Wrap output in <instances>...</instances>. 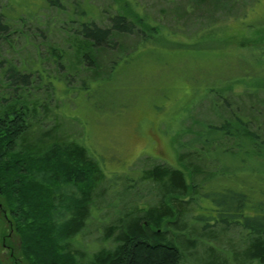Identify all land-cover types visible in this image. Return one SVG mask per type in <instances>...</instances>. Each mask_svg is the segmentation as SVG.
<instances>
[{
    "label": "trees",
    "instance_id": "16d2710c",
    "mask_svg": "<svg viewBox=\"0 0 264 264\" xmlns=\"http://www.w3.org/2000/svg\"><path fill=\"white\" fill-rule=\"evenodd\" d=\"M180 1L190 10L180 14L172 9L173 17H185L187 22L199 10L200 17L208 16L207 25L200 28L203 38L221 29L213 24L214 14L223 10V22L226 18L239 21V15H228L245 2ZM49 2L66 11L65 3ZM2 9L0 0V196L9 206L16 205L24 257L32 264L264 263V90L258 92L264 87V72L240 54H228L229 49L245 45L239 42L225 50L223 40L197 42L195 31L176 41L186 56L195 57L197 49L203 48L226 53L222 54L230 68L225 74L197 72L190 79L203 85L191 83L188 92L195 100L188 108L207 98V111L213 117L198 131L201 136L194 135L200 146L178 148L179 167L163 162L130 166L127 173H115L121 184L116 190L101 162L64 129L57 109L82 94L89 80L109 79L114 58L156 47L165 50L163 41L171 40L164 33L152 39V24L159 23L145 10L103 9L106 15L100 14L106 22L99 25L77 4L64 14L68 37L61 44L48 40L47 28L30 23L42 42L33 44L32 60L29 53L17 61L18 33L24 43L36 33L31 37L28 30L14 29ZM176 24L183 34L184 25ZM159 27L177 32L175 27ZM250 50L264 57L261 48ZM45 64L53 69L45 70ZM56 81L65 84L64 95L57 93ZM238 84L243 85L240 93L234 91ZM237 161L242 165L236 166L239 170L226 166ZM254 162L259 171L252 169ZM240 174L251 180V186L239 179ZM84 175L86 183L77 182ZM111 209L113 217L106 211ZM91 230H97V236L89 237ZM90 242L96 248L85 250ZM43 250L49 258L41 255Z\"/></svg>",
    "mask_w": 264,
    "mask_h": 264
},
{
    "label": "rangeland",
    "instance_id": "374dc122",
    "mask_svg": "<svg viewBox=\"0 0 264 264\" xmlns=\"http://www.w3.org/2000/svg\"><path fill=\"white\" fill-rule=\"evenodd\" d=\"M1 2L2 10L14 29L19 32L28 30L31 37L33 32L36 33L32 41L27 43H24V38L19 37L20 33H18L15 48L19 53H14L17 61L22 60L23 57L27 58L29 53L33 54L30 58L32 60L36 56L33 44L39 46L42 42V38L38 35L39 31L30 23L41 29L47 28L48 40L51 43L61 44L62 39L68 37L64 23L69 24V21L65 19L67 15L64 14L66 11H72L73 7L77 8V4L85 8L87 15H94L91 18L99 25L106 22V18L100 14L102 12L106 15L104 10L114 13L145 10L159 25L175 27L177 32L171 33L165 30L169 32L167 33L162 31L164 28L152 24L154 27L152 39L156 37L160 39L164 33V38L171 40L163 41L165 50L156 47L153 50L146 49L145 52L139 51L137 55L133 54L123 59L114 58L115 64L107 73L109 79L89 80L82 94L70 104H61L57 109L64 118L62 119L64 129L70 136L77 138L101 162L110 185L113 184V179L116 182L114 185L116 190L120 189L121 184L114 178L115 173L118 175L127 173L130 166L148 167L163 162L179 167L180 163L176 158L178 148L184 150L200 146L198 142L200 139L194 135L201 136L198 131L203 130L204 123L213 117L207 111L210 106L207 98L195 103V107L188 108L195 100L194 95L188 92L191 83L196 84L198 88L203 85L201 81L198 82L199 80L192 82L190 79L197 75V72L211 76L215 73L225 74L230 68L225 62L227 57L223 56L224 52L221 50L216 51L222 56L215 54L216 51L212 48L197 49L194 53L195 57L186 56L181 48L175 46L177 40L180 41L185 35L195 31L194 39L197 42L212 43L213 40H223L225 50L231 45L238 46L240 42L245 46L242 49H229L228 54H240L244 59L256 64L258 70L264 72V57L252 54L250 50L256 47L264 50V0H256L255 3L245 0L244 3L238 4L228 16L234 18L239 15L237 18L239 21L231 18V22H228L230 19L226 18L223 22L225 13L223 10L218 11L214 14L213 24L220 25L221 29L216 35L211 32L206 38L201 37L204 32L200 28L207 25L208 16L200 17L199 7L193 8L199 11L190 14V20L187 22L184 21L185 17L178 19L172 16V9L180 14L190 10V7L180 0H58L65 3V12L58 5H50L49 0H1ZM177 21L184 25L183 34L178 30L179 26H176ZM242 21L251 26H247ZM75 25H78V22ZM225 42H229V45ZM4 55L8 56V53L5 52ZM44 67L45 70L53 69L49 64H45ZM77 85L72 86L77 87ZM55 86L57 93L66 88L61 81H56ZM242 87V84H238L234 91L240 93ZM262 90L264 87L258 92L262 94ZM60 95L64 93L61 92ZM183 128L190 131L185 133ZM252 164V169L258 171L261 169L256 162ZM237 165L242 167L238 161L230 165L229 162L226 164L229 170H239L240 168H236ZM84 177L85 179L77 182L86 183L87 175ZM242 177L243 175L240 174L239 179L244 180L247 186H251L249 182L251 180ZM9 205L10 203L0 196V264H32L21 253L20 233L16 221L18 218L14 215L16 205L14 204L15 207ZM106 211L110 217L114 216L113 209ZM96 232L97 230H91L89 237L97 236ZM89 237L87 235L85 238ZM96 246L95 243L90 242L86 247L84 245V248L91 250ZM41 255L49 258L46 250H43ZM38 257L43 261L40 256ZM32 259L34 260V257Z\"/></svg>",
    "mask_w": 264,
    "mask_h": 264
}]
</instances>
